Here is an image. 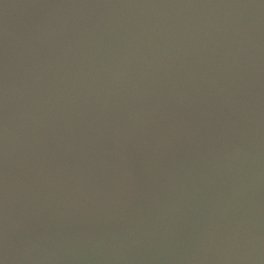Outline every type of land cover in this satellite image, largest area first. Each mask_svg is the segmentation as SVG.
Instances as JSON below:
<instances>
[{
	"label": "water",
	"instance_id": "95a60500",
	"mask_svg": "<svg viewBox=\"0 0 264 264\" xmlns=\"http://www.w3.org/2000/svg\"><path fill=\"white\" fill-rule=\"evenodd\" d=\"M0 264H264V0H0Z\"/></svg>",
	"mask_w": 264,
	"mask_h": 264
}]
</instances>
